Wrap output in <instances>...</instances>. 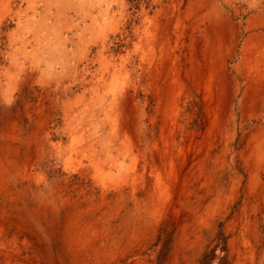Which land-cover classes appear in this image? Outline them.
<instances>
[{
    "label": "rangeland",
    "instance_id": "1",
    "mask_svg": "<svg viewBox=\"0 0 264 264\" xmlns=\"http://www.w3.org/2000/svg\"><path fill=\"white\" fill-rule=\"evenodd\" d=\"M0 264H264V0H0Z\"/></svg>",
    "mask_w": 264,
    "mask_h": 264
},
{
    "label": "bare ground",
    "instance_id": "2",
    "mask_svg": "<svg viewBox=\"0 0 264 264\" xmlns=\"http://www.w3.org/2000/svg\"><path fill=\"white\" fill-rule=\"evenodd\" d=\"M48 2V1H47ZM95 2V1H94ZM29 3V2H28ZM80 3V2H79ZM85 3V2H84ZM81 4H82V2H81ZM95 4L96 3H93L92 5H91V7L90 8H88V10L85 12H83V9H82V12H83V14L81 15V23L84 25V27L86 26L85 24H86V22L90 19V20H92V19H94V10L96 9V7H94L95 6ZM47 5V4H46ZM100 5V4H99ZM31 7V6H30ZM84 7V6H83ZM102 7V6H101ZM56 9V8H55ZM59 10V9H58ZM67 10V9H66ZM97 10L99 11V14H100V12L102 11V9H100V7H98L97 8ZM105 10V9H104ZM56 12H57V10H56ZM98 14V13H97ZM96 14V15H97ZM60 19V18H59ZM95 20V19H94ZM96 21V20H95ZM94 21V22H95ZM93 22V21H92ZM53 25V24H52ZM78 25H79V23H78ZM40 29V28H39ZM83 28H81V30H82ZM38 31V30H37ZM41 32V31H40ZM84 32V31H83ZM87 32V31H86ZM84 34V33H83ZM78 35V34H77ZM82 35V34H81ZM36 37V36H35ZM37 39V38H36ZM64 41H67V38L65 39H63ZM69 53V52H68ZM56 57V56H55ZM53 58V57H52ZM55 59V58H54ZM53 59V60H54ZM56 59H58V58H56ZM90 60V59H89ZM58 61H60V59L58 60ZM58 61H56V62H58ZM63 62V61H62ZM61 62V63H62ZM59 64V63H58ZM61 65V64H60ZM99 97V96H98ZM91 125V124H90ZM113 125V124H112ZM100 128V127H99ZM95 131V130H94ZM93 134V133H92ZM105 158V157H104ZM112 159V158H111ZM112 161V160H111ZM114 162V161H113ZM102 170V169H101ZM104 176V175H103Z\"/></svg>",
    "mask_w": 264,
    "mask_h": 264
}]
</instances>
